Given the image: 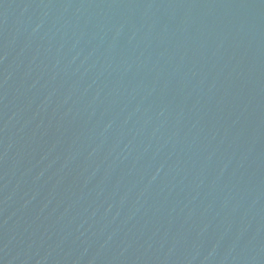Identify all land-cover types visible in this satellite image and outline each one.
Listing matches in <instances>:
<instances>
[{
	"label": "water",
	"instance_id": "95a60500",
	"mask_svg": "<svg viewBox=\"0 0 264 264\" xmlns=\"http://www.w3.org/2000/svg\"><path fill=\"white\" fill-rule=\"evenodd\" d=\"M0 264H264V0H0Z\"/></svg>",
	"mask_w": 264,
	"mask_h": 264
}]
</instances>
